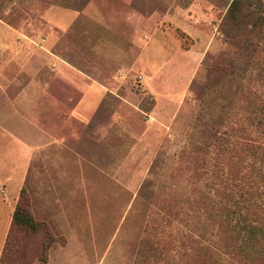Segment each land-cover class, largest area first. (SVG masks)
Instances as JSON below:
<instances>
[{
    "label": "rangeland",
    "instance_id": "rangeland-1",
    "mask_svg": "<svg viewBox=\"0 0 264 264\" xmlns=\"http://www.w3.org/2000/svg\"><path fill=\"white\" fill-rule=\"evenodd\" d=\"M59 7L76 19L60 27L51 12ZM227 8L0 0V68L19 75L8 78V102L0 90V255L22 188L53 237L46 262L40 235L23 238L27 264H170V252L177 264H200L182 235L170 242L176 203L185 209L172 218L188 219L182 232L224 248L219 219L241 191L225 189L223 172L197 180L201 154L191 143L210 131L227 137L230 161L242 157L245 171L252 160L242 147L264 145V125L251 121L264 114V43L241 54L220 32ZM53 54L75 80L55 75Z\"/></svg>",
    "mask_w": 264,
    "mask_h": 264
},
{
    "label": "trees",
    "instance_id": "trees-1",
    "mask_svg": "<svg viewBox=\"0 0 264 264\" xmlns=\"http://www.w3.org/2000/svg\"><path fill=\"white\" fill-rule=\"evenodd\" d=\"M227 5V12L220 24V32L241 44V54L256 51L260 43H264V0H227ZM251 34H254L257 40H252ZM251 121L258 128L262 127L264 114L253 116ZM191 148L201 154V163L191 167L192 173L198 175L197 180L203 175L209 176L210 173L215 179V173L223 172L221 181L225 189L233 185L238 187L241 191L240 200L236 201L235 205L225 206L224 215L222 214V218L219 219L222 232L219 242L224 246L221 250L204 243L201 238H195L189 232H182L183 226L188 224L187 216L177 217V221L172 218L173 215L178 216L179 210L185 209L178 203L170 209V218L166 222L170 232V242L179 241L182 235V244L186 246L190 243V251L193 249L198 252L196 255L202 256L200 264H237L235 258H240L243 264L255 262L262 264L264 261V145L247 144L242 147L247 154H251L252 165L249 163L247 171L238 163L242 161V157L241 160L230 161L234 147L227 141V137L215 134L214 131H210L202 141H192ZM236 163L238 164L234 165ZM219 177L217 175V179ZM229 194L233 198L232 193ZM222 201L223 199H218V207H221ZM203 228L207 229L209 225ZM41 232L45 233L40 234ZM15 233H20L21 236ZM38 235H40L41 252L37 258L46 262L47 251L51 247L53 237L34 218L26 199V190L22 188L13 213L11 230L0 255V264H27L25 260L29 255V247L24 243L23 238ZM178 246L179 244L176 245L177 249ZM170 264H177L171 252Z\"/></svg>",
    "mask_w": 264,
    "mask_h": 264
},
{
    "label": "crops",
    "instance_id": "crops-1",
    "mask_svg": "<svg viewBox=\"0 0 264 264\" xmlns=\"http://www.w3.org/2000/svg\"><path fill=\"white\" fill-rule=\"evenodd\" d=\"M55 18L54 22L58 24L60 27L65 26L68 22L76 19L77 13L74 10L64 9V8H54L53 11ZM1 56V55H0ZM6 59V56L4 55ZM49 61L55 62L57 65L56 76L58 78H65L67 80H75L76 72L71 68L69 64H67L62 58L57 55L49 56ZM66 63V64H65ZM19 75H15L13 72L8 71L5 67L0 68V90L4 92L6 97V101L8 102V78L18 77ZM6 102V103H7Z\"/></svg>",
    "mask_w": 264,
    "mask_h": 264
}]
</instances>
